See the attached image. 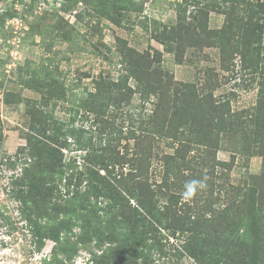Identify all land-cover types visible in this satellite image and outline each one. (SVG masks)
<instances>
[{
	"label": "trees",
	"instance_id": "trees-1",
	"mask_svg": "<svg viewBox=\"0 0 264 264\" xmlns=\"http://www.w3.org/2000/svg\"><path fill=\"white\" fill-rule=\"evenodd\" d=\"M90 1L114 25L126 12L140 11L133 0ZM176 8L174 24L152 22L154 38L179 64L187 50L217 49L219 68L200 70L199 82H173L159 66L162 53L119 50L125 73L116 80L97 75L93 91L84 89L76 98L74 119L91 116L86 129L54 116L56 103L68 102L64 83L50 70L59 73L57 66L40 62L38 71L27 73L33 80L26 86L41 98L24 103L29 121L26 144L18 149L23 157L17 153L9 168L21 166L12 188L30 212L37 250L48 239L69 255L75 238L107 244L101 255L92 254V264H159L172 251L192 264H264L261 193L256 185L244 190L226 184L241 148L264 159V0H182ZM61 10L68 11L64 4ZM211 13L223 16L220 28L209 26ZM11 16L0 14V29ZM54 31L64 42L74 29L57 25ZM230 79L232 88L216 94ZM236 89L255 91L247 109H232ZM135 94L152 108L137 118L126 115L125 131L119 115ZM159 143L165 151H158ZM221 150L231 152L229 163L217 159ZM154 158L158 183L151 178ZM202 179L206 188L184 200L185 183Z\"/></svg>",
	"mask_w": 264,
	"mask_h": 264
},
{
	"label": "rangeland",
	"instance_id": "rangeland-1",
	"mask_svg": "<svg viewBox=\"0 0 264 264\" xmlns=\"http://www.w3.org/2000/svg\"><path fill=\"white\" fill-rule=\"evenodd\" d=\"M1 1V0H0ZM139 12H126L125 19L120 25H114L102 18L91 6L90 0H62L68 11H51L38 13L29 8L25 12L27 30L22 37V58L17 69L5 74V50L0 48V125L2 140L0 141V264H92V254L101 255L107 244L97 245L94 241L79 244L74 240L69 243V255H64L58 249L54 250L55 243L51 240L42 241V247L33 238L30 232L28 217L29 210L21 205L15 198L12 183L21 172L18 165L15 170L9 168V163L23 157L18 149L26 144L25 137L28 129L29 118L25 113L26 99L39 101L41 94L26 86V81L33 80L28 74L38 71L40 62L57 66L59 73L54 72V77L63 82L66 87L67 103L58 102L53 108L54 116L70 123L75 117L76 98L80 97L87 89L93 91L92 79L102 74L104 77L116 80L123 75L119 64L120 50L131 49L137 53L154 51L162 53L159 66L170 74L173 82L195 83L201 79L200 70L205 67L219 68L218 51L215 48H203L201 51L187 50L182 62H176L172 55L163 52V46L157 42L154 35L157 31L152 22L172 25L176 21V4L182 0H133ZM223 16L211 13V28H220ZM57 25L66 27L67 31L74 29L67 41H58L54 31ZM31 27L33 29H31ZM4 26L0 29V47H6L8 33H3ZM41 34L32 36L35 30ZM48 59V61H46ZM50 59V61H49ZM218 71V70H217ZM221 75L229 76L220 71ZM41 76V74H40ZM231 80V79H230ZM129 85L133 82L129 80ZM234 80L225 84L218 93L227 92L232 88ZM237 99L232 102V109L241 110L250 107L255 100V91L233 90ZM151 101H155L151 97ZM141 107L143 109L141 110ZM152 103L143 105L139 96L135 94L131 104L122 109L118 122L124 123V130L128 128L126 115H141L149 113ZM83 114L80 110L79 116ZM85 120L76 117L74 127L89 128L91 116L86 115ZM135 128V125L132 127ZM132 144V142H131ZM164 143H159L158 151H165ZM230 150L231 146L225 145ZM242 153V154H241ZM240 154H235L231 170L228 173L226 184L237 189H246L248 185H256L260 206L264 207V159L260 155L246 156L241 148ZM231 152L221 150L217 159L226 163L230 162ZM151 178L157 183L160 181L159 165L157 158L152 159ZM231 164V163H230ZM247 175H254L257 180H251ZM225 181V180H224ZM34 215V214H33ZM77 233V230L74 231ZM171 244L179 245L175 239H170ZM170 248V246L168 247ZM244 249V248H243ZM54 252V257H52ZM177 253V252H176ZM171 252L169 260L160 261L159 264H192V260ZM244 254V250L241 251ZM157 264V262H156Z\"/></svg>",
	"mask_w": 264,
	"mask_h": 264
},
{
	"label": "built area",
	"instance_id": "built-area-1",
	"mask_svg": "<svg viewBox=\"0 0 264 264\" xmlns=\"http://www.w3.org/2000/svg\"><path fill=\"white\" fill-rule=\"evenodd\" d=\"M62 0H1L0 14L11 13L4 23L3 33H8L5 50V74L17 69L22 58L23 45L21 43L23 34L27 30L25 23V12L29 8L38 13H50L51 11H61ZM1 43H2V38Z\"/></svg>",
	"mask_w": 264,
	"mask_h": 264
},
{
	"label": "clouds",
	"instance_id": "clouds-1",
	"mask_svg": "<svg viewBox=\"0 0 264 264\" xmlns=\"http://www.w3.org/2000/svg\"><path fill=\"white\" fill-rule=\"evenodd\" d=\"M206 188L205 180H191L185 183L182 198L186 201L191 200L198 190Z\"/></svg>",
	"mask_w": 264,
	"mask_h": 264
}]
</instances>
